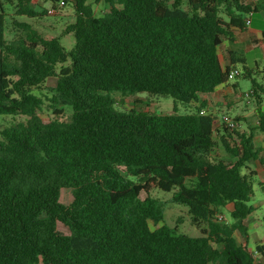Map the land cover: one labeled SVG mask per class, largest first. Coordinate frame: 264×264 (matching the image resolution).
<instances>
[{"label":"trees","instance_id":"1","mask_svg":"<svg viewBox=\"0 0 264 264\" xmlns=\"http://www.w3.org/2000/svg\"><path fill=\"white\" fill-rule=\"evenodd\" d=\"M4 1L35 20L48 15L41 3L61 0ZM70 1L75 21L64 33L75 45L67 51L61 37H42L28 22L15 21L23 35L8 39L0 0V118H23L0 131V264H255L245 221L256 173L247 164H264L254 144L264 134V70L231 59L252 83L254 127L200 114V95L229 82L220 46L234 40L233 28L247 30L246 15L264 12V0H96L107 5L101 16L88 0ZM50 78L44 121L36 92ZM114 93L169 96L195 111L116 112ZM62 190H71L67 205ZM154 190L187 207L201 236L162 224Z\"/></svg>","mask_w":264,"mask_h":264},{"label":"rangeland","instance_id":"2","mask_svg":"<svg viewBox=\"0 0 264 264\" xmlns=\"http://www.w3.org/2000/svg\"><path fill=\"white\" fill-rule=\"evenodd\" d=\"M66 4L64 7L57 10V12L53 15H47L43 18H38L35 20H29L25 17H18L16 16V9L14 5L7 3L4 0H1L3 5V9L6 13L7 17V31L6 37L8 39H12L13 37H19L23 35V30L16 25L14 22L23 23L28 22L32 25V27L39 32L42 37H61V44L67 51H70L75 45V38L73 34H65L64 31L66 27L75 21V9L74 4L71 3L70 0H64ZM88 3L92 6L94 10V14L96 16L104 15L107 12V5L103 2H96V0H88ZM41 6L46 10L52 6L51 3H41ZM257 14L256 16H259ZM262 50H255L246 52V56L248 59V64L251 67H254L253 59L259 58L262 61V65L264 66V60L260 55H262ZM243 71L242 68H240ZM256 70V69H255ZM234 82L238 83L242 92H247L251 89L252 83L249 79H244L237 77L235 78ZM56 85V78H50L47 80L46 85L42 91H37L36 94L40 96L44 101L42 118L44 121L49 120L52 116V104L49 101L51 97V92L49 91L50 88ZM112 97L115 100V104L112 106L113 110L116 112H129L132 109L141 112H148L157 115L162 114H170L173 113L176 109L180 114H187L195 111L193 107L186 106L179 102H176L172 97H162V96H155L149 95L147 93H140L133 96H125L120 93H114ZM208 106V103L206 107ZM212 106V105H211ZM217 106V105H216ZM212 106L213 108H209V111L213 114L220 116L222 114H227L230 118L234 119L236 116H241L243 113L247 111H251L255 109L257 106L255 104L254 99L248 103V101L242 100L239 104L235 107H226L225 105H218ZM216 107V108H215ZM63 112L61 117L64 120H69L72 114V110L70 107H62L60 108ZM207 112V111H206ZM23 119L20 116H13V117H1L0 118V131L5 127L10 125L11 123ZM242 119V116H241ZM256 119V112L248 118L250 123L252 120L255 121ZM244 124V121H243ZM219 157H224V152L220 148L218 149L217 153ZM248 168L257 170L259 166L258 162H250L247 164ZM243 172H247V169H244ZM261 182H264V171L258 174L257 177H254L253 180V190L254 195L250 200V205L255 208L254 214L252 215L253 219L259 223L254 227L250 225L249 227V235H250V242H249V249H251L255 255H259L256 257L255 264H264V256H261L256 252V242L259 240L264 244V187L263 190L261 189ZM145 195V194H144ZM143 195V196H144ZM151 196L157 198L158 200L164 203V222L170 228L174 229L177 228L178 232L190 237H200V232L191 224V219L188 214V208L179 205L176 203H172V194L168 192H162L159 190H154L151 193ZM72 199L71 190H62L61 192V202L64 204H69ZM224 218L225 220L231 222L232 219L229 215L228 211H224ZM160 224V225H162ZM158 225V226H160ZM153 222H150L151 229H156L158 227ZM60 232L65 233L67 230L63 227H59Z\"/></svg>","mask_w":264,"mask_h":264},{"label":"crops","instance_id":"3","mask_svg":"<svg viewBox=\"0 0 264 264\" xmlns=\"http://www.w3.org/2000/svg\"><path fill=\"white\" fill-rule=\"evenodd\" d=\"M256 15L257 14H253V13H252V15H250V13L248 15H246V20H248V22H249L247 30L241 31L237 28H233L232 32L234 35V40L233 41L225 40L222 43V45L220 46L219 57H220V60H221L223 67L231 66V59L232 58L233 59L244 58L246 60V66L248 68L258 69V70H262V71L264 70V66L261 64L262 61H260L259 58L253 59L254 67H251L248 64V59L246 56V52L261 49L263 54L260 56L264 60V41H263L264 12H260L259 16H256ZM230 53H235V55L231 57ZM234 67L242 68V64H235V65L231 66V68H234ZM243 93L244 92H242L239 84L238 83L236 84V82L232 81V82H228L227 84L220 87V89L216 93L210 94V95H200V97L203 100H206V102L208 103V106L206 108H213L212 106H216V105L217 106L218 105H225L226 107H232V106L235 107L242 100H245L242 97ZM250 101H252V99ZM250 101H249V103H250ZM254 111L256 112V119H255V121L252 120V123H250L248 118H250V116L254 113ZM241 116H242V120L245 119V120H243L244 124L242 121L240 122V128L241 129H246L248 127H254L257 124V119H258L257 107L251 111H247V112L243 113ZM241 116L237 115L236 118L241 119ZM254 144L257 148H259L263 151L262 155L264 156V134L259 133V132L255 133ZM223 155H224L223 158L227 157L225 154H223ZM259 166L260 167H257V170L249 168L250 171H253L256 173L255 177H257L259 173L264 171V164L262 165L259 163ZM261 184L264 187V182H261ZM232 209H233V206L231 204H229L226 207L227 211H231ZM245 224L249 229L250 225L254 227L255 225H258L259 223H257V221L255 219H253L252 216H250L245 221ZM235 236L239 242L242 241V238L238 233H236ZM256 243H257L256 247L259 245H264L263 242H261L259 240ZM252 253H253L255 259H256V257H259V255H255L253 251H252ZM261 256H264V254H262Z\"/></svg>","mask_w":264,"mask_h":264},{"label":"built area","instance_id":"4","mask_svg":"<svg viewBox=\"0 0 264 264\" xmlns=\"http://www.w3.org/2000/svg\"><path fill=\"white\" fill-rule=\"evenodd\" d=\"M65 1L64 0H61L59 3H57L56 5H52L50 8L47 9V12L49 15H53L57 12L58 9L62 8L65 6ZM250 15H252V13H250ZM248 22V20H247ZM249 24V22H248ZM241 69L239 67H234L230 73H229V76H228V79H229V82H232L235 80V78L241 73ZM251 94L252 92L249 90L247 92H244L242 94V97L244 99H246L249 103V101L251 100ZM210 112L209 111V108H204L200 111V114L204 115L206 114L207 112ZM214 115H216L214 113ZM219 118L221 119L222 122H224L229 128H235L236 126H238V123L235 122L234 119L230 118L227 114H222L219 116ZM219 220H222L221 217L218 218Z\"/></svg>","mask_w":264,"mask_h":264}]
</instances>
